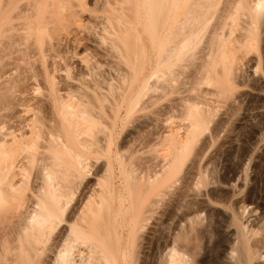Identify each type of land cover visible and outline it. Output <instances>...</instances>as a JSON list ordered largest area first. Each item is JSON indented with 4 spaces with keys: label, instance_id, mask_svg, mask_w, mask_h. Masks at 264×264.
<instances>
[{
    "label": "bare ground",
    "instance_id": "bare-ground-1",
    "mask_svg": "<svg viewBox=\"0 0 264 264\" xmlns=\"http://www.w3.org/2000/svg\"><path fill=\"white\" fill-rule=\"evenodd\" d=\"M263 80L264 0H0V264H264V151L201 163Z\"/></svg>",
    "mask_w": 264,
    "mask_h": 264
},
{
    "label": "rangeland",
    "instance_id": "rangeland-1",
    "mask_svg": "<svg viewBox=\"0 0 264 264\" xmlns=\"http://www.w3.org/2000/svg\"><path fill=\"white\" fill-rule=\"evenodd\" d=\"M90 13H86V15L85 16H87V15H89ZM256 60L255 59H253V61L251 62V63H247V64H249V65H247L246 64V66H244L245 68V73H243V74H245L246 75V77L247 76H249V77H252V72H253V70H254V67L256 66ZM254 64V65H253ZM247 72V73H246ZM254 74V73H253ZM248 77V78H249ZM261 81H262V79H261ZM264 81V80H263ZM263 84H264V82H263ZM247 88V89H246ZM244 89V90H243ZM243 89H242V91L244 92V94H243V96H242V99H241V108L238 110V113L237 114H239V115H237L236 116V118H235V116H234V121H236V122H234L233 121V124H235V126L234 125H232L231 127H229V128H226V129H224V130H222L221 132H220V134H219V136H218V139H216L215 141H213V143L208 147V149H207V151H206V154H205V156H204V159L201 161V163L202 164H204V166H208V167H211V166H214V165H216L217 166V170H216V172H217V174H219V175H222V174H227L228 176L230 175V176H232L235 180L237 179V178H239V180L237 181V184L238 185H242L241 187L243 188V192H241L240 194L238 193L237 194V196L236 197H240V196H242L244 193H245V191H247L248 190V187H250L251 186V184H252V182H250L251 181V179L249 180V179H247V181H249V182H246V186H244L243 184L245 183V181H244V179L242 178V177H244L243 176V173L241 172H239L241 169V166H240V163L242 162V163H246V162H249L250 161V158H252V160H251V164H250V166H253V159H255L256 157H258L259 156V154H260V156L262 155V153H263V151H264V107L262 106V103H263V101H264V93L262 92V90H260V89H253V88H251L250 86H243ZM253 92V93H252ZM245 97V98H244ZM254 100H253V99ZM257 98V99H256ZM260 100V101H259ZM260 103V104H259ZM245 104V105H244ZM18 107H23V106H18ZM18 107H17V109H18ZM21 108L20 109H18L19 111H20V113H18L19 111L18 110H16L15 109V111L17 112V115L19 116V119L16 117V121H11L12 123H16V122H18L17 124L19 125V126H21L22 124H24V122L23 123H21V125L19 124V122H21V121H19L20 120V117L21 116H24L26 113H24V112H22L23 111V108H22V111H21ZM242 110V111H241ZM245 111V112H244ZM263 111V112H262ZM8 112V111H7ZM247 112V113H246ZM255 113V114H254ZM22 114V115H21ZM21 115V116H20ZM244 116V117H243ZM238 117V118H237ZM240 117V118H239ZM253 117V118H252ZM260 119V120H259ZM244 122V123H243ZM263 124H262V123ZM11 123V124H12ZM246 123V124H245ZM16 124H14V126H15ZM18 125H16V126H18ZM234 126V127H233ZM237 126V127H236ZM240 126V127H239ZM246 127V128H245ZM230 128H232L231 130H230ZM244 128V129H243ZM127 129L128 128H126L125 129V133H126V131H127ZM229 129V130H228ZM248 130V131H247ZM226 131V132H225ZM237 131V132H236ZM246 131V132H245ZM123 132V134L121 135V139L125 136V133ZM230 132H231V134H230ZM250 132V133H249ZM226 133V134H225ZM237 133V134H236ZM245 133V134H244ZM249 133V134H248ZM230 135V136H229ZM245 135V136H244ZM251 135V136H250ZM256 136V137H255ZM223 137H224V139H223ZM226 137V138H225ZM238 137V138H237ZM120 139V140H121ZM220 139V140H219ZM222 140V141H221ZM249 140V141H248ZM219 144V145H218ZM220 144H221V146H220ZM252 145V146H251ZM255 145H256V147H255ZM232 146V147H231ZM248 146V148H246ZM240 147V148H239ZM254 147V148H253ZM258 148V149H257ZM222 149V150H221ZM233 149V150H232ZM238 149V150H237ZM245 149V150H249V155H246V154H242L241 152L243 151V150ZM216 150V151H215ZM219 150V151H218ZM232 150V151H231ZM213 151V152H212ZM241 151V152H240ZM250 151H251V153H250ZM252 152H253V154H252ZM258 153V154H257ZM215 154V155H214ZM217 154V155H216ZM223 155V156H222ZM240 155V156H239ZM253 155V156H252ZM209 156H211V157H209ZM215 157V159H213L212 160V158H214ZM218 156V157H217ZM245 156H246V158H245ZM252 156V157H251ZM255 156V157H254ZM259 156V157H260ZM250 157V158H249ZM207 158H208V161H207ZM219 158V159H218ZM240 158V159H239ZM206 159V160H205ZM258 159V158H257ZM210 160V161H209ZM229 160V161H228ZM240 160H242V161H240ZM217 161V162H216ZM206 164H205V163ZM210 164H208V163ZM216 162V163H215ZM213 163V164H212ZM241 163V164H242ZM208 164V165H207ZM227 164H229L231 167L230 168H227V167H229ZM237 166H239L240 168H238ZM231 168H233L232 170H231ZM238 168V169H237ZM194 169L195 168H193L192 170H193V172H194ZM228 169V170H227ZM189 170V169H188ZM187 170V171H188ZM227 170V171H226ZM230 170V171H229ZM236 170H237V172H236ZM249 173H250V175L252 176L253 175V172H254V168L252 167H250L249 168ZM239 172V173H238ZM251 172H252V174H251ZM238 175H240L239 177H238ZM229 176V177H230ZM91 178H94V177H91ZM235 180H234V182H235ZM243 181V182H242ZM220 184H221V186H220ZM248 184V185H247ZM211 185V186H210ZM210 185H208V188L207 187H203L202 189H201V191H200V195H201V197L202 198H204V196H205V199H203L202 200V198L200 197V195L198 196V198L201 200V201H204L205 202V204H208L210 201H208V196L212 193V190H213V192L214 191H216V192H218V191H220L221 189L222 190H224V191H228V192H232V190H236L235 189V187L234 186H231V185H229V184H222V183H219V186H218V184H214V183H212V184H210ZM214 185V187H212ZM253 185V184H252ZM211 188H210V187ZM215 186H216V188L218 189V191L215 189ZM224 187V188H223ZM247 187V188H246ZM209 189L211 190V192L209 191ZM246 189V190H245ZM203 190V191H202ZM237 191H238V189H237ZM258 191H261L260 193H259V195H263L264 196V181H261V182H259V185H258ZM209 192V193H208ZM203 193V194H202ZM203 195V196H202ZM260 200L261 201H263L264 202V197L263 198H260ZM203 202V203H204ZM262 202V203H263ZM211 208V210H213V211H215V212H217V215H218V217L220 218V215H221V218H220V225L222 226V228H224V229H221V226H219V230L221 229V230H223V231H221L220 230V232H221V236L223 237V239H224V243H227L228 242V240L230 239V237H231V235H232V233H233V227L231 228V227H228L227 226V220L226 219H228V217H226L225 216V214L227 215V216H229V212H228V210L224 207V206H222V205H220V204H217L216 202H210L209 204H208ZM252 205H254V204H252ZM217 207V208H213V207ZM221 207V208H220ZM213 208V209H212ZM219 209H221V210H219ZM224 211H223V210ZM217 210V211H216ZM227 210V211H226ZM220 212V213H219ZM227 212V213H226ZM258 213H260V210L259 211H257ZM256 211L254 212V213H250L249 215H251L250 216V220H254L255 218H256V216L258 215V213H257ZM224 213V214H223ZM220 214V215H219ZM223 215V216H222ZM248 215V216H249ZM203 216H204V221L205 220H207V217L206 216H208L207 215V213L206 212H204L203 213ZM225 216V217H224ZM248 216L246 217V219L248 218ZM205 217H206V219H205ZM226 218V219H225ZM222 219H223V221H222ZM224 220L226 221V222H224ZM206 222V221H205ZM224 223V225L222 224V223ZM226 223V224H225ZM231 230L232 232H230V231H228V230ZM227 230V231H226ZM226 232V233H225ZM228 232V233H227ZM224 234H226L225 235V237H227L226 239L227 240H225V237H224ZM215 235V236H214ZM227 235H229V236H227ZM217 236V234H213L211 237L209 236L208 237V242H209V244L210 243H212L213 241H214V239L216 240L217 238H214V237H216ZM229 238V239H228ZM213 240V241H211V240ZM207 242V243H208Z\"/></svg>",
    "mask_w": 264,
    "mask_h": 264
}]
</instances>
